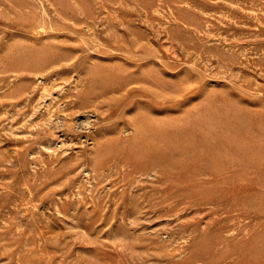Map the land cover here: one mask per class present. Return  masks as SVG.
<instances>
[{"label": "rangeland", "instance_id": "1", "mask_svg": "<svg viewBox=\"0 0 264 264\" xmlns=\"http://www.w3.org/2000/svg\"><path fill=\"white\" fill-rule=\"evenodd\" d=\"M0 264H264V0H0Z\"/></svg>", "mask_w": 264, "mask_h": 264}]
</instances>
